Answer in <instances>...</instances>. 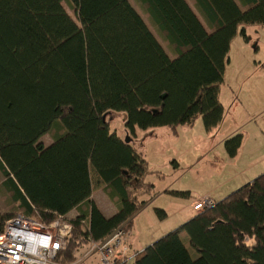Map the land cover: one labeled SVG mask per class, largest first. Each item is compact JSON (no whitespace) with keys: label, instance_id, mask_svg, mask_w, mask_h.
I'll list each match as a JSON object with an SVG mask.
<instances>
[{"label":"trees","instance_id":"obj_1","mask_svg":"<svg viewBox=\"0 0 264 264\" xmlns=\"http://www.w3.org/2000/svg\"><path fill=\"white\" fill-rule=\"evenodd\" d=\"M63 1L0 0V170L17 191L22 215L52 223L77 210L57 259L70 264L89 242L130 229L157 193L132 138L137 129L176 134L201 118L211 131L223 121L220 88L232 40L242 25H264V0H193L211 32L186 0H138L174 58L130 0H68L76 21ZM110 113L125 114L129 143L112 130ZM57 121L64 133L46 147L41 139ZM243 140V134L225 140L231 158ZM92 169L117 204L111 217L92 199ZM10 218L0 212V234ZM132 262L264 264V174Z\"/></svg>","mask_w":264,"mask_h":264},{"label":"rangeland","instance_id":"obj_2","mask_svg":"<svg viewBox=\"0 0 264 264\" xmlns=\"http://www.w3.org/2000/svg\"><path fill=\"white\" fill-rule=\"evenodd\" d=\"M130 2L144 17L168 55L174 58L165 38L145 14L140 2ZM63 6L76 21L68 0L63 1ZM220 98L225 107V115L220 125L212 131L208 132L199 118L192 128L179 127L178 137H174L168 127L137 129L136 135L132 136L137 147L146 154L150 164V173L146 179L155 184L158 193L148 198L149 203L136 214L133 225L127 229L128 234L132 235L129 243H132L134 253L145 250L195 217L198 212L194 211V204L205 199L207 193L218 200L221 195L219 192L225 190V193L227 191L231 194L242 187L236 186V177H223L228 166L226 162H234L226 159L228 156L225 149V140L232 134L244 135L242 151L235 165L242 168L245 163L251 162L245 175H258L253 176V180L264 174V25H242L238 28L231 43ZM107 118L112 130L119 136L125 140L131 137L125 125L124 113H110ZM58 124L63 130V124L57 121L50 132L42 137L41 142L46 147L54 142L58 134L64 133L59 132ZM175 161L179 163L177 168ZM93 172L97 174L92 169ZM93 188L96 198L106 208L113 209L114 205L103 196V184L95 175ZM173 190H190L192 198L177 197L170 193ZM20 205L21 200L15 187L6 182L0 170V212L11 217L22 215ZM157 209L164 210L166 216L161 218ZM77 215V210H74L68 217L75 219ZM184 238L195 256L196 252L189 246L187 237Z\"/></svg>","mask_w":264,"mask_h":264},{"label":"built area","instance_id":"obj_3","mask_svg":"<svg viewBox=\"0 0 264 264\" xmlns=\"http://www.w3.org/2000/svg\"><path fill=\"white\" fill-rule=\"evenodd\" d=\"M215 204L213 199L205 198L195 202L194 211L202 213ZM71 220L57 216L52 223H44L31 217H11L0 234V264H65L57 259L67 248ZM128 236L124 225L102 242H89L70 264H129L135 255L129 253Z\"/></svg>","mask_w":264,"mask_h":264},{"label":"crops","instance_id":"obj_4","mask_svg":"<svg viewBox=\"0 0 264 264\" xmlns=\"http://www.w3.org/2000/svg\"><path fill=\"white\" fill-rule=\"evenodd\" d=\"M187 1V3L189 4V6L192 8V10L195 12V14L197 15V17L199 18V20L202 22V24L206 27V29H207V31L208 32H211V30H209V25L207 24V20L205 19V17L203 16V14L200 12V10L197 8V6L195 5V3H194V1L193 0H186ZM144 18V17H143ZM146 22V21H145ZM154 24V23H153ZM158 30V29H157ZM159 32V31H158ZM220 100H221V98H220ZM221 103H222V101H221ZM223 104V103H222ZM223 106H224V104H223ZM224 109H225V107H224ZM196 122L197 121H195L194 122V124L193 125H186V126H181V127H189V128H192V127H194L195 126V124H196ZM204 124V123H203ZM170 129V128H169ZM215 129V128H214ZM213 130V129H212ZM211 130V131H212ZM170 131L172 132V134H173V136L174 137H178L179 136V129H177V133L175 134V132L174 131H172L171 129H170ZM209 132V131H208ZM238 134V133H237ZM233 135H235V134H232L231 136H233ZM230 136V137H231ZM229 138V137H228ZM137 146V145H136ZM139 148V147H138ZM142 151V150H141ZM241 151H242V147H241V149H240V151L238 152V155L235 157V158H231L229 155H228V153L226 152V154H227V158L226 159H230V160H232V161H234V162H229V163H227L226 162V164H228V166H227V168L225 169V174H224V176L223 177H230V179L231 178H237L236 179V186L237 187H239V186H244V184L246 185V184H248V183H250V182H252V178H253V176H258V175H245V171L247 170V166H251L252 165V163L251 162H248V164H246L245 163V165H243L242 166V168H240V166L237 164V165H235V161L239 158V155H240V153H241ZM143 152V151H142ZM144 153V152H143ZM145 154V153H144ZM146 155V154H145ZM147 158V157H146ZM148 160V159H147ZM148 163H149V161H148ZM175 168H177L178 166H179V163L178 162H176L175 161ZM149 167H150V164H149ZM240 170H242V171H240ZM156 173H158V171L156 172ZM240 173V174H239ZM254 174H257V173H254ZM259 174V173H258ZM94 175H95V177H97L98 178V176L96 175V174H94V172L92 173V180H93V177H94ZM237 175V176H236ZM245 175V176H244ZM147 180V179H146ZM98 181H100L102 184H103V196H105L106 197V199H107V201H109L112 205H114V208L113 209H110V208H106L105 207V204L104 203H102V202H100V200L99 199H97L96 198V194H95V191H94V188H93V194H92V199L94 200V202L96 203V205L98 206V208L103 212V214L106 216V217H111V216H113L116 212H117V204H116V202L114 201V200H112V199H110V197L108 196V194H107V192H106V184L105 183H103L99 178H98ZM148 182H152V181H148ZM153 183V182H152ZM154 184V183H153ZM241 188V187H240ZM239 188V189H240ZM176 191V190H175ZM187 192H190V198H192V192L190 191V190H187ZM221 195H219V199L218 200H216L214 197H212L209 193H207L205 196H204V198H213V200L215 201V202H219V201H222V200H224L225 198H227L230 194L229 193H227V191H226V193H225V190L224 191H222V193L221 192H219ZM157 195H158V193H156ZM157 195H155V196H157ZM154 196V197H155ZM73 212V211H72ZM72 212L70 213V215H72ZM197 214H199V213H197ZM69 215V216H70ZM131 234H130V236H128L127 237V242H126V244L129 246V248H130V255H135L136 253H138V252H133V245H132V243H129L130 242V238H131ZM155 243V242H154ZM131 244V245H130ZM152 245V244H151ZM150 246V245H149ZM142 251V250H141ZM129 264H133V262L131 261V263H129Z\"/></svg>","mask_w":264,"mask_h":264},{"label":"water","instance_id":"obj_5","mask_svg":"<svg viewBox=\"0 0 264 264\" xmlns=\"http://www.w3.org/2000/svg\"><path fill=\"white\" fill-rule=\"evenodd\" d=\"M125 141H126L127 143H129V142H130V138H127Z\"/></svg>","mask_w":264,"mask_h":264},{"label":"bare ground","instance_id":"obj_6","mask_svg":"<svg viewBox=\"0 0 264 264\" xmlns=\"http://www.w3.org/2000/svg\"><path fill=\"white\" fill-rule=\"evenodd\" d=\"M20 216H21V217H22V216H24V217H26L27 219H29V218H30V217H27V216H25V215H20Z\"/></svg>","mask_w":264,"mask_h":264}]
</instances>
